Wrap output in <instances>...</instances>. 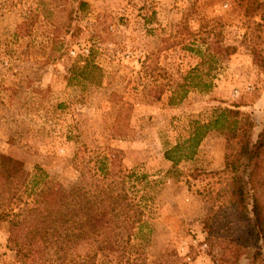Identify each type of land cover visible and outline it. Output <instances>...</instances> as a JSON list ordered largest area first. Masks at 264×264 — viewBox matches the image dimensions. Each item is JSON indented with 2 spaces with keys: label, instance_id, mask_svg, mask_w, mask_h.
<instances>
[{
  "label": "rangeland",
  "instance_id": "obj_1",
  "mask_svg": "<svg viewBox=\"0 0 264 264\" xmlns=\"http://www.w3.org/2000/svg\"><path fill=\"white\" fill-rule=\"evenodd\" d=\"M255 2L0 0V153L66 189L98 176L103 158L130 175L146 226L118 264H249V251L234 262L237 229L224 224L234 141L210 129L190 158L165 154L222 109L251 116L257 140ZM7 237L1 225L0 264H21Z\"/></svg>",
  "mask_w": 264,
  "mask_h": 264
},
{
  "label": "trees",
  "instance_id": "obj_2",
  "mask_svg": "<svg viewBox=\"0 0 264 264\" xmlns=\"http://www.w3.org/2000/svg\"><path fill=\"white\" fill-rule=\"evenodd\" d=\"M83 6L79 2V9ZM258 63L264 69V59ZM194 128L165 158L174 164L173 154L181 151L179 158H190L210 129L234 141L225 165L230 176L229 217L224 224L237 229L231 248L234 262L249 251V264H264V126L254 141V119L237 109H222ZM99 163L98 176L82 174L77 184L66 189L49 181L39 166L29 172L0 153V226L5 225L7 246L18 262L118 264L137 251L131 241L146 226L144 205L130 196L126 182L130 175L119 176L121 171L110 169L113 160L109 165L105 158Z\"/></svg>",
  "mask_w": 264,
  "mask_h": 264
}]
</instances>
